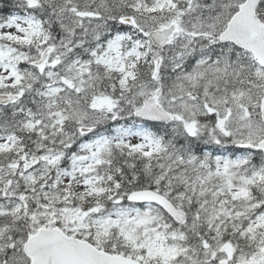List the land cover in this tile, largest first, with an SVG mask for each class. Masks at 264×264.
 I'll return each instance as SVG.
<instances>
[{"label":"snow or ice","instance_id":"6c2138e0","mask_svg":"<svg viewBox=\"0 0 264 264\" xmlns=\"http://www.w3.org/2000/svg\"><path fill=\"white\" fill-rule=\"evenodd\" d=\"M0 264H264V0H0Z\"/></svg>","mask_w":264,"mask_h":264}]
</instances>
